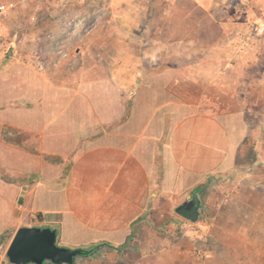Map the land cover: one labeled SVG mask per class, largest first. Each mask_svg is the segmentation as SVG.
<instances>
[{"label": "crops", "instance_id": "obj_1", "mask_svg": "<svg viewBox=\"0 0 264 264\" xmlns=\"http://www.w3.org/2000/svg\"><path fill=\"white\" fill-rule=\"evenodd\" d=\"M102 1L61 0L53 28L1 32L0 234L110 245L74 264H264L263 46L148 41L132 0ZM191 1L214 19V0ZM78 17L95 26L63 25ZM56 41L69 58L39 71ZM194 192L191 222L174 207Z\"/></svg>", "mask_w": 264, "mask_h": 264}, {"label": "rangeland", "instance_id": "obj_2", "mask_svg": "<svg viewBox=\"0 0 264 264\" xmlns=\"http://www.w3.org/2000/svg\"><path fill=\"white\" fill-rule=\"evenodd\" d=\"M22 1L24 0H0V5L7 7L6 13L0 14V33L3 29L11 30L16 26L25 27L26 30L53 28L56 19L51 15V11L61 0H28V3ZM107 2L108 0L102 1L99 7H104ZM87 4L89 8L86 10L94 14V6L88 2ZM133 8L136 31L139 35L143 32L144 38L148 41L157 36L164 41L174 37H192L201 45L208 47L216 46L228 39L247 40L263 46L261 48L264 59V33L256 35V28L264 27V0H214L212 5L214 19H208L203 10L196 7L191 0H176L174 3L167 0H132L129 5L130 11ZM15 9H18L24 19L9 15V12ZM103 15L106 13H101L100 17ZM32 39L38 44L42 42L39 35ZM138 48L135 46L134 51L139 52ZM196 194L199 197L198 192ZM8 231L0 234V264H10L5 251L14 233L12 228Z\"/></svg>", "mask_w": 264, "mask_h": 264}, {"label": "water", "instance_id": "obj_3", "mask_svg": "<svg viewBox=\"0 0 264 264\" xmlns=\"http://www.w3.org/2000/svg\"><path fill=\"white\" fill-rule=\"evenodd\" d=\"M200 199L196 192L191 197H182L174 211L181 217L196 222L201 214ZM57 233L50 227L19 226L6 248L10 264H74L77 256L83 255L80 248H67L57 243Z\"/></svg>", "mask_w": 264, "mask_h": 264}, {"label": "built area", "instance_id": "obj_4", "mask_svg": "<svg viewBox=\"0 0 264 264\" xmlns=\"http://www.w3.org/2000/svg\"><path fill=\"white\" fill-rule=\"evenodd\" d=\"M7 11V7L5 5H0V14H5ZM65 24V25H64ZM63 25L67 28H72V27H78L82 26V30H84L86 33L91 29V27L95 26L93 22H89L88 24L83 23V18H75V19H70L68 21H65ZM264 33V27L259 26L256 28V35H263ZM49 34V33H48ZM1 36V33H0ZM61 42L56 41L53 43L52 49L50 53L47 52V54L42 55L39 57L37 62L35 63V67L39 71H43L45 69V63L46 61H49V65L52 68H57L63 64L64 60L68 59L70 56V53L65 49V47H60Z\"/></svg>", "mask_w": 264, "mask_h": 264}, {"label": "trees", "instance_id": "obj_5", "mask_svg": "<svg viewBox=\"0 0 264 264\" xmlns=\"http://www.w3.org/2000/svg\"><path fill=\"white\" fill-rule=\"evenodd\" d=\"M212 183H213V180H211L209 178L208 181H207V186L211 185ZM104 246L110 247L109 244L104 243V242L92 244V245H89V246H86V247H81L80 249L84 251V254L83 255H79V256L88 257V256H92L94 254H97L99 252L100 248H102ZM79 256H77V257H79ZM47 264H52V263H47Z\"/></svg>", "mask_w": 264, "mask_h": 264}]
</instances>
